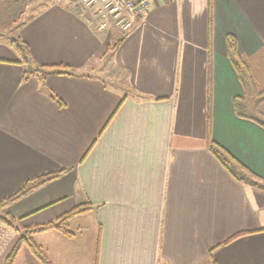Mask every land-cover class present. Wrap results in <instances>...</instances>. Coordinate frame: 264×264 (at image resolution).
Instances as JSON below:
<instances>
[{
	"label": "crops",
	"instance_id": "0c3cea01",
	"mask_svg": "<svg viewBox=\"0 0 264 264\" xmlns=\"http://www.w3.org/2000/svg\"><path fill=\"white\" fill-rule=\"evenodd\" d=\"M79 9L52 1L17 29L34 66L72 76L25 80L0 40V203L63 172L2 212L25 229L87 207L70 236H34L51 264H264V191L210 150L264 180V124L237 114L248 91L227 42L264 87V0H152L107 74L113 37ZM19 237L0 223V264ZM13 264L42 263L23 246Z\"/></svg>",
	"mask_w": 264,
	"mask_h": 264
},
{
	"label": "trees",
	"instance_id": "16d2710c",
	"mask_svg": "<svg viewBox=\"0 0 264 264\" xmlns=\"http://www.w3.org/2000/svg\"><path fill=\"white\" fill-rule=\"evenodd\" d=\"M16 4V1L13 2ZM81 12V9H79ZM228 48H229V57L231 63L239 75L240 81L245 87V89L252 88L254 83L252 81L251 72L249 70L248 64L245 60L238 55L237 53V44L236 42L231 39L230 37L227 39ZM120 41L117 42V45L113 47L112 52H114L118 46ZM10 47H12L18 58L19 64L25 67V80L30 79L31 77L39 78L40 81H45V79L50 75H66L72 76L74 73L66 68V67H39L34 66L32 64V58L30 54V49L28 45L21 40L20 37L17 36L16 39H11L9 41ZM237 114L241 118L245 117L240 111V109H244V105L239 101L236 104ZM264 127V126H263ZM211 152L216 156V158L223 164V166L227 169V171L231 174L233 178L236 180L255 187L257 189L264 191V180L259 179L252 173H250L245 167H243L239 162L234 160L226 151L220 148L215 143L210 144ZM60 173H53L48 174L42 177H39L35 180L28 182L18 193L13 195L12 197L2 201L0 203V223L4 224L5 226L17 231L20 235L14 249L12 250L11 254L7 258L6 264H13L19 251L23 246H27L33 255L42 263V264H51L48 260L47 254L45 250L38 245L34 241V236L38 234H42L48 232L50 230H56L64 235H71L68 230L69 222L75 216L86 213L88 211L87 207L79 206L74 210L70 211L69 213L65 214L61 218H59L55 223H49L46 225L41 226H33L25 229H19L17 227V220L8 213H3L2 211L8 208L11 204L18 201L19 199L27 196L31 192L37 190L38 188L42 187L43 185L56 180L60 177ZM243 234L237 235L231 238L229 241L225 242L224 244H228L229 242L241 237ZM211 260V257H210ZM212 264H215L214 261H211Z\"/></svg>",
	"mask_w": 264,
	"mask_h": 264
},
{
	"label": "rangeland",
	"instance_id": "374dc122",
	"mask_svg": "<svg viewBox=\"0 0 264 264\" xmlns=\"http://www.w3.org/2000/svg\"><path fill=\"white\" fill-rule=\"evenodd\" d=\"M14 1H16V4H13ZM52 1L56 0H0V40L2 39L6 41L8 39L7 41L9 42L11 39H16L18 32L17 29L20 27L21 23L36 12H39L42 8L51 4ZM105 32L113 37L111 49L117 45V39L123 38L125 35L123 31L117 27ZM110 51L111 52L108 53L109 55H107L105 62H102L103 64L101 63L100 66H98V70H109V68L108 70L105 68L108 66L106 60H109L112 55V50ZM104 65L106 66L104 67ZM106 71H104L105 74H107ZM257 85L258 83L255 84V86ZM258 89L259 90L253 88L248 89V97L247 100H245L248 107L245 105L247 108L244 106V109L241 108L240 112L246 116L253 117L260 123L264 124V87L259 85ZM86 224V222L78 220L71 224L70 231L76 233L79 230L78 226L84 227Z\"/></svg>",
	"mask_w": 264,
	"mask_h": 264
},
{
	"label": "built area",
	"instance_id": "2783aa9c",
	"mask_svg": "<svg viewBox=\"0 0 264 264\" xmlns=\"http://www.w3.org/2000/svg\"><path fill=\"white\" fill-rule=\"evenodd\" d=\"M152 0H80L81 15L103 31L117 27L129 33L146 13Z\"/></svg>",
	"mask_w": 264,
	"mask_h": 264
}]
</instances>
